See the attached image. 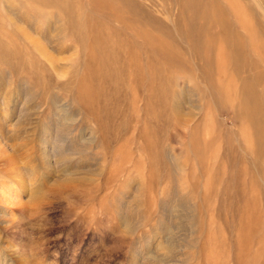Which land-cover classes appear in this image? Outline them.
Returning a JSON list of instances; mask_svg holds the SVG:
<instances>
[{"label": "rangeland", "instance_id": "obj_1", "mask_svg": "<svg viewBox=\"0 0 264 264\" xmlns=\"http://www.w3.org/2000/svg\"><path fill=\"white\" fill-rule=\"evenodd\" d=\"M3 184L0 264H264V0H0Z\"/></svg>", "mask_w": 264, "mask_h": 264}, {"label": "bare ground", "instance_id": "obj_2", "mask_svg": "<svg viewBox=\"0 0 264 264\" xmlns=\"http://www.w3.org/2000/svg\"><path fill=\"white\" fill-rule=\"evenodd\" d=\"M7 178V177H6ZM10 178V177H9ZM5 184L1 185L0 187L4 186ZM15 188L14 184L12 185H7L5 187V191H9L10 189ZM27 188L25 182H23L21 180V183H18L17 187L15 189L12 190V193L9 195V197H6L7 199L9 198V200L13 199V198H17L18 196H20L21 192H25V189ZM1 193V192H0ZM2 194V193H1ZM2 196V195H1ZM3 197V196H2ZM5 202H7V200L5 199Z\"/></svg>", "mask_w": 264, "mask_h": 264}]
</instances>
